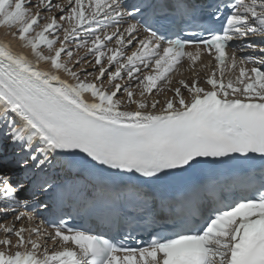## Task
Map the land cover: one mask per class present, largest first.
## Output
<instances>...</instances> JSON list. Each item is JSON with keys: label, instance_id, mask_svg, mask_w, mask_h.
<instances>
[{"label": "snow or ice", "instance_id": "obj_1", "mask_svg": "<svg viewBox=\"0 0 264 264\" xmlns=\"http://www.w3.org/2000/svg\"><path fill=\"white\" fill-rule=\"evenodd\" d=\"M181 25L199 32L185 38ZM0 28L35 57L0 43V212L15 213L13 223L0 224V264H264V169L182 194L170 232L138 247L127 245L132 232L116 239L73 223L104 204L103 220L115 226L122 192L146 205V184L264 161V55L238 62L228 53L264 54V42L247 40L264 36V0H0ZM81 49L92 60L78 56ZM202 53L219 70L206 78L209 88L180 80L167 88L170 99L153 98L172 85L183 59L194 66ZM9 170L22 178L12 180ZM60 171L90 173L93 193L74 197L73 185L52 178ZM22 204L27 211L18 212ZM40 208L58 217L49 221L54 234L15 227ZM45 237L58 249L49 252Z\"/></svg>", "mask_w": 264, "mask_h": 264}, {"label": "rangeland", "instance_id": "obj_2", "mask_svg": "<svg viewBox=\"0 0 264 264\" xmlns=\"http://www.w3.org/2000/svg\"><path fill=\"white\" fill-rule=\"evenodd\" d=\"M54 2H57V3H64L65 5H66V0H54ZM56 16H59L60 15V13L59 12H55L54 13ZM112 29H109V31H111ZM15 30H13V32H14ZM0 43H6V44H9L10 46H11V48L14 50V51H16V52H18V53H21V54H24V55H26L29 59H31V60H35V57H34V55H32L33 53H32V51H31V49L30 48H26V49H20V44H21V41H19L17 38H15L14 37V35H11V34H9V29L8 28H0ZM8 35V37L7 38H9V39H11V41H9L8 39H5L4 37L5 36H7ZM11 36H13L12 38H11ZM4 40H6L5 42H4ZM14 43H13V42ZM16 41V42H15ZM15 44V45H14ZM12 45H14V46H12ZM19 46V47H18ZM110 46H114V45H111V43H110ZM69 47L75 52L76 51V42H73L72 44H70L69 45ZM17 48H19V49H17ZM45 54H47L46 52H45ZM78 56H81V57H86V59L87 60H92V57L90 56V55H88L87 54V52H86V50H84V49H81L79 52H77L76 53ZM39 66L41 67V69H43V70H49L50 69V64L49 63H47V62H43V61H41L40 62V64H39ZM84 67L86 68V70L88 71V72H95V68H92V67H88V65L85 63V65H84ZM98 67V66H97ZM111 70V69H110ZM181 73L182 72H180L179 74L178 73H176L173 77H172V85H170V86H166L165 87V91L162 93V94H160V95H154V97L153 98H155V99H159V100H161V101H163V100H165V99H170L172 96H173V92L172 91H168L167 90V88L168 87H172V88H174V87H176L177 85V82L178 81H180V80H182L181 79ZM61 76H62V78L63 79H68V80H70V77H68L66 74H63V73H61ZM89 79H92L91 77H89ZM133 87H134V83H133ZM136 98H138V97H136ZM85 99H86V101H88V102H91L92 100H93V98L90 96V94H86L85 95ZM132 109H134L135 108V105H131L130 106ZM16 175V174H15ZM19 178H21V177H19ZM23 205V204H22ZM17 211L18 212H21V211H24L23 210V208H18L17 209ZM14 216H15V213H13V212H8V213H4V212H0V224H11V223H13V221H14ZM29 223H30V221L29 220H27L26 218L25 219H23L22 221H15V227L16 228H20V227H24V228H35V227H37L36 225H32V226H30L29 225ZM51 232H53V231H51ZM29 235V233H25V236L27 237ZM4 238V234H2V233H0V239H3ZM36 237L35 236H33V239H35ZM47 239V237H45V238H43L42 240H41V243L42 244H44V246L45 247H47V249L49 250V252H51V251H54V250H57L58 249V245H59V241L57 240L56 241V243L54 244V243H51V242H48L47 244H45L44 242H45V240ZM12 240H13V244H15L16 243V238L15 237H12ZM16 249L15 248H13L12 249V251H15Z\"/></svg>", "mask_w": 264, "mask_h": 264}, {"label": "bare ground", "instance_id": "obj_3", "mask_svg": "<svg viewBox=\"0 0 264 264\" xmlns=\"http://www.w3.org/2000/svg\"><path fill=\"white\" fill-rule=\"evenodd\" d=\"M1 35V34H0ZM8 37V35L7 36H5L4 38L5 39H8L9 41H11V39H9V38H7ZM13 36H11V38H12ZM6 40H4V42H5ZM13 42V41H12ZM16 42V41H15ZM14 43V42H13ZM15 45V44H14ZM14 45H12V46H14ZM20 46V49H26L25 47H23L22 46V42H21V44L19 45ZM18 46V47H19ZM17 49H19V48H17ZM33 55V54H32ZM155 99V98H154ZM57 174V173H56ZM8 176L9 177H11V179L13 180L15 177H16V175H14V173H10V174H8ZM19 178V177H18ZM30 226H32V224L30 225ZM34 226V225H33ZM47 231H49V230H47ZM54 232V231H53Z\"/></svg>", "mask_w": 264, "mask_h": 264}]
</instances>
